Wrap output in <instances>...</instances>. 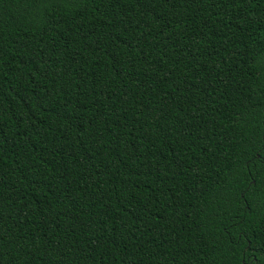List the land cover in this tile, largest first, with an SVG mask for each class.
Returning a JSON list of instances; mask_svg holds the SVG:
<instances>
[{
	"label": "trees",
	"instance_id": "1",
	"mask_svg": "<svg viewBox=\"0 0 264 264\" xmlns=\"http://www.w3.org/2000/svg\"><path fill=\"white\" fill-rule=\"evenodd\" d=\"M0 264H264V0H0Z\"/></svg>",
	"mask_w": 264,
	"mask_h": 264
}]
</instances>
